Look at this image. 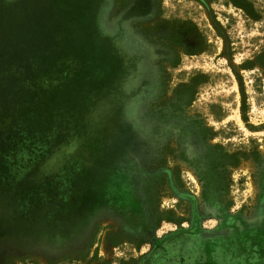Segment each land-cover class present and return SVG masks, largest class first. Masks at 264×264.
<instances>
[{
  "label": "rangeland",
  "instance_id": "374dc122",
  "mask_svg": "<svg viewBox=\"0 0 264 264\" xmlns=\"http://www.w3.org/2000/svg\"><path fill=\"white\" fill-rule=\"evenodd\" d=\"M138 1L0 0V264L78 260L91 236L92 259L147 257L146 230L103 212L129 119L155 239L262 264L264 0H155L154 20Z\"/></svg>",
  "mask_w": 264,
  "mask_h": 264
},
{
  "label": "flooded vegetation",
  "instance_id": "af4514ba",
  "mask_svg": "<svg viewBox=\"0 0 264 264\" xmlns=\"http://www.w3.org/2000/svg\"><path fill=\"white\" fill-rule=\"evenodd\" d=\"M201 2L203 0H200ZM155 0H148L147 3V15L148 18L151 20H154L155 17L158 14L159 6H156ZM135 7L136 9L140 8L142 10V3L141 0L138 2H135L132 8ZM118 34L115 35L119 39H123L124 33L122 30V27H118L117 30ZM129 53L136 59L137 61L142 62L144 58H140V55L143 54L141 52L139 54L138 50H132L129 51ZM144 86H142L143 88ZM140 92V90H139ZM134 101L131 102L130 108L134 106ZM119 118L120 122H122L123 118ZM129 123L132 127L130 135V140L132 137L134 138L132 143H130V146L128 147L127 154H124L121 158L123 160L122 164L118 167V171H114L111 174L110 180L106 184L105 187V201L103 212L107 214H111L112 216L118 218L121 222H124L123 225H126L129 223L133 227H136L137 229L144 230L147 235L153 239L152 247L150 248L149 254L147 257L139 258L136 260L135 264H186V258H187V250L185 249V246L177 248V246H173L170 244H166L165 242L170 240V236H164L163 239H155V230H156V224L152 222V225L154 228H150V219L149 221L145 217V213L143 211L144 206L146 202L144 201V198L139 194V192L136 190V185L133 181L132 175L130 176L129 172L127 170H130L132 172L133 166H131V163L135 162V159L133 157L138 154V150H136V147L138 146V141H145L146 140V133H141V135L137 132V130L132 133L133 128L139 130V126L137 124L132 123V121H126V124ZM119 126H117L118 128ZM136 140V141H135ZM152 138H150L149 141H151ZM128 155L131 157L125 159ZM125 159V160H124ZM133 159V160H132ZM125 162V163H124ZM131 162V163H130ZM123 169V170H122ZM169 175V172H168ZM132 178V179H131ZM164 206V205H163ZM146 213L148 210H145ZM150 217V216H149ZM227 220H230V217H226ZM233 220V219H232ZM195 223V220H194ZM107 230H110V228H107ZM194 229L189 230L188 232L194 233ZM97 230H94V233ZM187 231H183V233H186ZM196 232V231H195ZM5 234V233H4ZM258 237V236H257ZM92 240L93 237H89L85 240V245H81L80 247H77V249H74L78 252L77 257L78 260L74 258L72 255H64L61 256L57 260H53L52 264H107L106 261L102 259H92L89 257V255H86L92 250ZM138 248V245H136V250ZM193 251V254L195 255V260L193 261V264H213L216 263V259L218 257L217 252V246L211 247V250H209V257L206 256L207 247L206 246H195L191 249ZM157 251V254L155 253ZM174 252L175 255L171 256V253ZM177 252V253H176ZM206 252V253H205ZM259 252L262 253V264H264V225L262 226V247ZM257 250V253H259ZM66 253V252H65ZM192 254L189 256L191 257ZM73 257V258H68ZM94 257V254H93Z\"/></svg>",
  "mask_w": 264,
  "mask_h": 264
}]
</instances>
